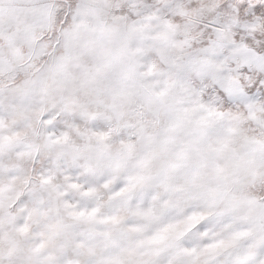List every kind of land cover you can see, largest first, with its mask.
<instances>
[{
  "label": "snow or ice",
  "instance_id": "snow-or-ice-1",
  "mask_svg": "<svg viewBox=\"0 0 264 264\" xmlns=\"http://www.w3.org/2000/svg\"><path fill=\"white\" fill-rule=\"evenodd\" d=\"M0 264H264V0H0Z\"/></svg>",
  "mask_w": 264,
  "mask_h": 264
}]
</instances>
